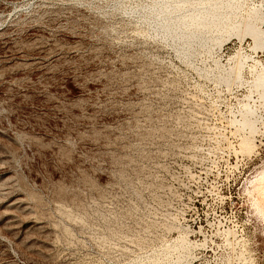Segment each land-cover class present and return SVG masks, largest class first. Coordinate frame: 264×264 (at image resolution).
I'll return each mask as SVG.
<instances>
[{"label":"rangeland","instance_id":"374dc122","mask_svg":"<svg viewBox=\"0 0 264 264\" xmlns=\"http://www.w3.org/2000/svg\"><path fill=\"white\" fill-rule=\"evenodd\" d=\"M144 4L0 0V264H264V47Z\"/></svg>","mask_w":264,"mask_h":264},{"label":"bare ground","instance_id":"6f19581e","mask_svg":"<svg viewBox=\"0 0 264 264\" xmlns=\"http://www.w3.org/2000/svg\"><path fill=\"white\" fill-rule=\"evenodd\" d=\"M135 13L149 23L157 35L171 40L184 57L190 55L195 45L220 47L231 36H236L240 42L245 36L250 37L253 50L264 47V32L259 28L264 13L260 8L248 7L246 0H146V4L140 5ZM238 53L230 72L235 78L244 64H241ZM230 79L231 75L226 74L219 80L228 82ZM254 85L264 93L263 72L256 77ZM243 125L251 127L247 116Z\"/></svg>","mask_w":264,"mask_h":264}]
</instances>
